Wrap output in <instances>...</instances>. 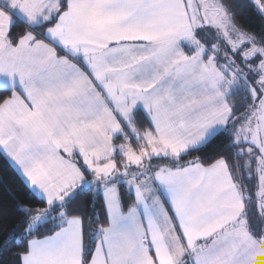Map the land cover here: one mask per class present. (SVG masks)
Masks as SVG:
<instances>
[{"label": "crops", "instance_id": "crops-1", "mask_svg": "<svg viewBox=\"0 0 264 264\" xmlns=\"http://www.w3.org/2000/svg\"><path fill=\"white\" fill-rule=\"evenodd\" d=\"M13 15L31 26L54 22L45 39L29 30L11 43ZM199 25L186 0H0V88L12 90L0 105V150L25 179L44 164L70 168L97 140L127 143L122 129L135 147L140 135L148 160L201 145L227 127L233 90L219 92L225 117H196L197 110L186 109L201 99L199 76L192 75L204 67L181 59L193 55L186 42L197 39ZM136 110L143 114L139 127ZM123 119L131 129L120 130ZM62 154L68 159L60 160ZM147 173L127 184L133 202L119 203L120 213L136 211L141 219L144 264H264L263 240L240 219L243 195L223 158L175 168L148 162ZM56 232L31 239L22 264L34 240ZM61 246L48 245L51 264L69 262L55 252Z\"/></svg>", "mask_w": 264, "mask_h": 264}, {"label": "rangeland", "instance_id": "rangeland-1", "mask_svg": "<svg viewBox=\"0 0 264 264\" xmlns=\"http://www.w3.org/2000/svg\"><path fill=\"white\" fill-rule=\"evenodd\" d=\"M253 1L264 12V0ZM186 3L191 18L200 25L197 27V39L186 42L191 48L194 47L193 55L185 54L181 59L185 64L194 59L195 67L205 68L202 71L195 70L193 75H184L185 80H190L191 75L195 78L199 76L201 83V89L198 91L201 99L194 104H188L191 100H187L186 109L197 110L194 113L196 117H225L228 107L224 100L220 101L219 92L240 88L251 92L254 104L246 113L234 118L231 134L234 143L244 145L241 150L248 154L245 175L254 186L258 209L264 208V47L254 42L251 36L233 21L230 9L223 0H186ZM206 53L209 58L205 61L203 57ZM216 82L221 83L223 89L211 85ZM185 93H189V90H185ZM203 94L205 98L202 97ZM209 96H214V99H208ZM124 125L131 129L133 123L123 119L120 122V130ZM121 132L127 143L118 145L113 142L109 145L105 142L104 145V142L97 140L93 144L96 150L83 149V152H80L82 163L76 158L70 168L63 164L62 168H57L56 165L49 170L44 164L41 166L43 169L36 170L34 175L25 176L32 190L47 202L46 208L33 215L27 232L51 217L49 212L53 205L69 199L83 186L94 185L96 190L104 194L108 224L99 227L95 233L101 237L94 247L92 262L89 264H144L145 256L140 244L143 224L138 212H128L127 215L119 212L121 201L117 183L113 182V179H118L126 185L133 180H144L148 177L149 160L146 153L139 148L140 135L133 137L135 145L137 144L135 147L130 141L131 138L127 137L126 129ZM118 154L121 156L117 157ZM43 157L44 155H41V161L45 160ZM57 157L61 160L68 159L69 156L62 154ZM81 164L92 177L81 176ZM129 171L134 176L127 179ZM100 174L106 181L100 180ZM55 216L56 224L60 228L49 239L34 240L29 254L24 256V264H51L49 261L52 260V255L49 254L52 250L51 247L48 248L50 243L66 245L61 246L64 250L55 252L65 254L58 255L69 260L67 264H85L80 218L69 217L64 210Z\"/></svg>", "mask_w": 264, "mask_h": 264}, {"label": "trees", "instance_id": "trees-1", "mask_svg": "<svg viewBox=\"0 0 264 264\" xmlns=\"http://www.w3.org/2000/svg\"><path fill=\"white\" fill-rule=\"evenodd\" d=\"M223 1L230 9L233 21L245 30L254 42L264 47V12L256 6L253 0ZM53 22L54 18L47 23L31 26L20 17L13 15L8 39L11 43H16L29 30L45 39L44 29ZM58 50L60 49L58 48ZM11 94V89L0 88V105ZM229 102L231 113L225 129L217 131L201 145L189 148L180 156L152 158L149 160V164L152 168H158L161 165L175 168L183 167L191 162L209 165L215 160L223 158L243 195L240 219L253 236L263 240L264 208L258 209L257 199L255 200L256 196L253 192L254 186L245 175V161L248 154L242 152L243 144L234 143L231 134L234 118L246 113L254 104V99L250 91L240 88L232 91ZM142 118V112L136 110L133 119L138 127ZM77 161L82 163L80 159ZM81 171L86 178L92 177L83 164H81ZM104 179L106 178L100 177V180L106 181ZM116 180L118 179H113V182H117ZM117 186L121 204L127 208L133 202V194L124 182H118ZM46 207V200L32 190L0 150V264H22L21 258L28 252L31 239L50 236L60 228L56 224L57 216L55 215L61 210H64L69 217L80 218L84 262L85 264L89 262L96 242L101 237L95 233L99 227H105L108 224L102 192L96 190L94 185L81 187L69 199L61 204L53 205L49 212L51 217L27 232L33 215Z\"/></svg>", "mask_w": 264, "mask_h": 264}]
</instances>
